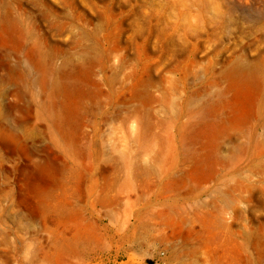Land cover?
<instances>
[{
  "label": "rangeland",
  "instance_id": "rangeland-1",
  "mask_svg": "<svg viewBox=\"0 0 264 264\" xmlns=\"http://www.w3.org/2000/svg\"><path fill=\"white\" fill-rule=\"evenodd\" d=\"M0 264H264V0H0Z\"/></svg>",
  "mask_w": 264,
  "mask_h": 264
},
{
  "label": "bare ground",
  "instance_id": "bare-ground-1",
  "mask_svg": "<svg viewBox=\"0 0 264 264\" xmlns=\"http://www.w3.org/2000/svg\"><path fill=\"white\" fill-rule=\"evenodd\" d=\"M233 87L235 92L233 118L238 119L243 115L245 105L250 98V93L248 89L242 84L237 83L234 84Z\"/></svg>",
  "mask_w": 264,
  "mask_h": 264
}]
</instances>
